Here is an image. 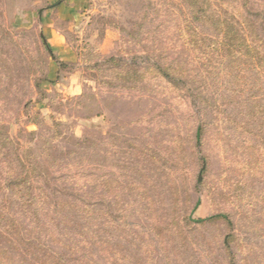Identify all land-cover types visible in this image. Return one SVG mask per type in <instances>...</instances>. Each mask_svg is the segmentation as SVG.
Here are the masks:
<instances>
[{
  "label": "rangeland",
  "instance_id": "1",
  "mask_svg": "<svg viewBox=\"0 0 264 264\" xmlns=\"http://www.w3.org/2000/svg\"><path fill=\"white\" fill-rule=\"evenodd\" d=\"M185 13L0 0V126L50 201L92 212L18 218L66 263L264 264V65Z\"/></svg>",
  "mask_w": 264,
  "mask_h": 264
},
{
  "label": "trees",
  "instance_id": "2",
  "mask_svg": "<svg viewBox=\"0 0 264 264\" xmlns=\"http://www.w3.org/2000/svg\"><path fill=\"white\" fill-rule=\"evenodd\" d=\"M179 1L185 9L187 23H195L215 31L224 40L221 44L227 49L248 55L252 53L256 65H264V54H260L262 51L264 53V31L258 30L262 18L259 12L249 9L247 1ZM41 40L49 53L47 43L44 39ZM39 179L37 167L31 159H23L18 154L5 128L0 126V264H85L79 260L66 263L40 241H32L29 232L19 225L18 218L22 216L29 219L35 227L43 228L50 220L49 207L54 204L68 206L77 217H90L92 213L84 206L82 209L74 203L50 201L39 188ZM15 257H28L29 261H19Z\"/></svg>",
  "mask_w": 264,
  "mask_h": 264
},
{
  "label": "crops",
  "instance_id": "3",
  "mask_svg": "<svg viewBox=\"0 0 264 264\" xmlns=\"http://www.w3.org/2000/svg\"><path fill=\"white\" fill-rule=\"evenodd\" d=\"M60 6H61V5H58V6H57V8H59ZM52 35L54 36V34H53V33L51 34V36H52ZM54 37H55V36H54Z\"/></svg>",
  "mask_w": 264,
  "mask_h": 264
}]
</instances>
